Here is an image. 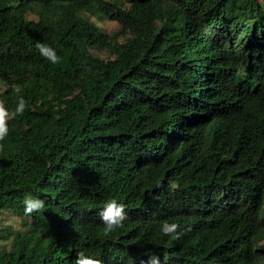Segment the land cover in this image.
Segmentation results:
<instances>
[{"label":"trees","instance_id":"16d2710c","mask_svg":"<svg viewBox=\"0 0 264 264\" xmlns=\"http://www.w3.org/2000/svg\"><path fill=\"white\" fill-rule=\"evenodd\" d=\"M0 102V264H263L264 0H0Z\"/></svg>","mask_w":264,"mask_h":264},{"label":"clouds","instance_id":"9594fccd","mask_svg":"<svg viewBox=\"0 0 264 264\" xmlns=\"http://www.w3.org/2000/svg\"><path fill=\"white\" fill-rule=\"evenodd\" d=\"M35 47L39 49L41 55L47 58L51 63L57 64L60 62V58L56 55L55 50L53 48L39 41L36 43ZM25 107L26 102L21 98L13 115H22ZM8 115L9 113L5 109L3 102H0V140H3L8 132L6 123ZM0 148H2V145H0ZM22 203L24 205L25 216H31L34 212H40L45 209L44 200L36 198L31 194H26L23 197ZM99 215L104 224L105 234H109L118 228H122L123 222L127 219L125 206L122 203L117 202L116 199H111L107 201L104 204ZM178 227L179 226L176 223H168L167 221H165L161 226V232L164 235H172L176 233ZM262 244H264V240ZM75 264H102V261L100 259L87 256L83 251H80L76 254ZM147 264H160L159 256H150L149 260L147 261Z\"/></svg>","mask_w":264,"mask_h":264},{"label":"rangeland","instance_id":"374dc122","mask_svg":"<svg viewBox=\"0 0 264 264\" xmlns=\"http://www.w3.org/2000/svg\"><path fill=\"white\" fill-rule=\"evenodd\" d=\"M90 20L94 21L104 32H108L111 35L117 33L120 30V25L117 21H113L111 19H105L100 21L96 16L91 14H86ZM104 55V54H102ZM22 220L18 216H16L13 212L3 211L0 213V250L4 247L10 246V241L14 237L17 230L25 229V226L22 225ZM12 224L14 230L10 231L8 234L10 236L9 239L3 238L2 236L5 235L7 232L4 231L6 225Z\"/></svg>","mask_w":264,"mask_h":264}]
</instances>
